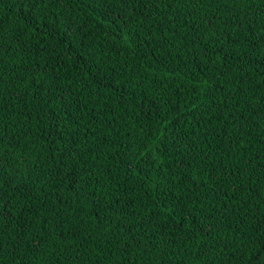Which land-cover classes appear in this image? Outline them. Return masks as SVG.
<instances>
[{"label":"trees","instance_id":"1","mask_svg":"<svg viewBox=\"0 0 264 264\" xmlns=\"http://www.w3.org/2000/svg\"><path fill=\"white\" fill-rule=\"evenodd\" d=\"M0 264H264V0H0Z\"/></svg>","mask_w":264,"mask_h":264}]
</instances>
